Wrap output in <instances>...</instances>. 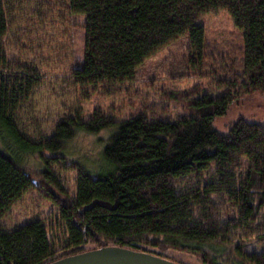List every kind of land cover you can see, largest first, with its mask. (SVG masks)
<instances>
[{
    "label": "trees",
    "instance_id": "trees-1",
    "mask_svg": "<svg viewBox=\"0 0 264 264\" xmlns=\"http://www.w3.org/2000/svg\"><path fill=\"white\" fill-rule=\"evenodd\" d=\"M14 1L0 0V264H48L109 245L173 261L170 251L203 264H264V123L239 119L226 132L213 124L246 93H264V0H55L85 16L83 55L69 69L80 101L127 94L139 67L185 38L171 78H207L212 88H166L125 118L113 107L75 110L45 136L21 124L44 80L23 52L9 53ZM219 10L239 32L236 54L210 50L201 20ZM102 131L95 159L68 150L80 133ZM33 188L57 206L54 221L2 223ZM250 242L263 247L245 249Z\"/></svg>",
    "mask_w": 264,
    "mask_h": 264
},
{
    "label": "rangeland",
    "instance_id": "rangeland-1",
    "mask_svg": "<svg viewBox=\"0 0 264 264\" xmlns=\"http://www.w3.org/2000/svg\"><path fill=\"white\" fill-rule=\"evenodd\" d=\"M54 1H14L15 10L12 15L15 21L10 29L12 46L9 53L17 55L23 52L22 55L37 64L44 80L21 113V124L30 136L51 134L58 120L79 109L81 116L87 117L96 107H113L120 117L125 118L143 103L160 101L161 93L166 88L185 89L196 84L203 86L206 90L212 88L207 78L197 76L171 78L170 64L181 60L188 53L189 46L185 38L160 51L157 56L139 67L138 79L132 84L133 87L127 94L115 98L92 94L89 100L80 101V89L72 82L69 69L73 64V59L81 58L83 55L85 16L71 17L67 9L68 2L54 3ZM32 6L33 8L30 9L29 7ZM33 9L35 10L32 11ZM201 23L205 26L210 50L215 56L219 55L217 52L225 51L228 54V50L235 51L240 44L239 32L228 11L219 10L208 13ZM225 91L226 88L211 90L212 93ZM177 109L172 104L169 113L175 115ZM239 119L264 123L263 92L246 93L232 103L225 114L217 116L213 124L218 130L226 132L230 125ZM106 134V131L99 134L80 133L69 144L68 150L76 157H84L88 161L95 159L101 149L100 139ZM31 162L33 168L38 167L36 157L32 158ZM73 176V172L67 173L66 179L70 185ZM56 213L57 206L44 193L33 188L2 219V223L8 227H15L42 218L53 222ZM262 247L263 244L255 242L244 245L247 250L253 248L259 250ZM169 255L179 264L181 262L203 264L197 256L189 253L170 251Z\"/></svg>",
    "mask_w": 264,
    "mask_h": 264
},
{
    "label": "water",
    "instance_id": "water-1",
    "mask_svg": "<svg viewBox=\"0 0 264 264\" xmlns=\"http://www.w3.org/2000/svg\"><path fill=\"white\" fill-rule=\"evenodd\" d=\"M48 264H179L151 252L121 246H103L65 256Z\"/></svg>",
    "mask_w": 264,
    "mask_h": 264
}]
</instances>
